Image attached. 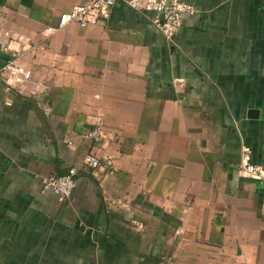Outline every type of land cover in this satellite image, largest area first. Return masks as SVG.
<instances>
[{"label":"crops","instance_id":"crops-1","mask_svg":"<svg viewBox=\"0 0 264 264\" xmlns=\"http://www.w3.org/2000/svg\"><path fill=\"white\" fill-rule=\"evenodd\" d=\"M92 0H0V264H264V0H180L167 41L117 2L102 23L59 16ZM99 132V140L92 138ZM95 155L70 198L43 180Z\"/></svg>","mask_w":264,"mask_h":264},{"label":"built area","instance_id":"built-area-1","mask_svg":"<svg viewBox=\"0 0 264 264\" xmlns=\"http://www.w3.org/2000/svg\"><path fill=\"white\" fill-rule=\"evenodd\" d=\"M119 1L136 11L153 12L155 15L150 18L152 23L171 44H175V36L183 19L197 12L194 6L180 0H92L88 4L79 5L61 14L57 29L48 27L47 31L53 34L71 24H76L81 28L98 25L109 18L112 8ZM24 50V44H20L11 60L0 70V80L8 89L21 81L26 82L30 77V72L18 63L20 53ZM91 136L99 140L100 133L94 132ZM101 167V160L95 155H89L81 166L70 168L65 174H54L45 178L43 180L44 190H52L62 200L70 198L77 186L79 173L85 169ZM239 172L264 185V168L251 162V150L247 146H243L241 150Z\"/></svg>","mask_w":264,"mask_h":264},{"label":"water","instance_id":"water-1","mask_svg":"<svg viewBox=\"0 0 264 264\" xmlns=\"http://www.w3.org/2000/svg\"><path fill=\"white\" fill-rule=\"evenodd\" d=\"M1 47H2V46H1V44H0V50H1Z\"/></svg>","mask_w":264,"mask_h":264},{"label":"trees","instance_id":"trees-1","mask_svg":"<svg viewBox=\"0 0 264 264\" xmlns=\"http://www.w3.org/2000/svg\"><path fill=\"white\" fill-rule=\"evenodd\" d=\"M9 60H11V58H9ZM9 60H8V61H9ZM8 61H7V62H8Z\"/></svg>","mask_w":264,"mask_h":264}]
</instances>
